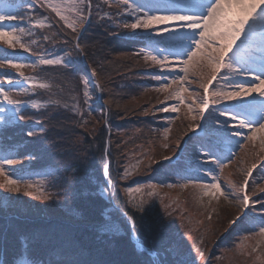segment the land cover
Segmentation results:
<instances>
[{
  "label": "rangeland",
  "instance_id": "374dc122",
  "mask_svg": "<svg viewBox=\"0 0 264 264\" xmlns=\"http://www.w3.org/2000/svg\"><path fill=\"white\" fill-rule=\"evenodd\" d=\"M74 2L79 4L78 9L73 10L72 5ZM170 2L187 4L189 0H128L127 4L119 3V0H0V12H14L18 16L16 20L6 21L4 27L12 28L15 25L22 27L24 34L21 35L19 30H17V35H20L21 42L30 49V51H25L19 44H16L14 48H9L7 45L0 43V59L7 57V60L13 63L35 64V70L32 67H25L22 70L24 77L29 78L28 80L21 77L15 69L8 67L7 64L5 67L0 68V81H2L0 89L8 91L13 99L20 102L23 115L27 113L38 114L45 111L48 113L50 108L51 115H54L52 112V108H55L54 97L49 95L48 98H45L44 95H41V91L52 90L49 84L50 81L45 77L51 67L58 70H66L70 67L67 66V62L71 61L72 64L73 61H76L75 52H80L81 61L88 73L83 75L82 72H78L83 93L77 104L75 101L72 106L75 108L76 115L83 120L82 116L86 113L89 117H91L90 114L93 116L96 111V99L98 103L102 104V87L96 79L97 75L100 77L101 73L112 67L106 60L103 61V55H99V59L95 60L92 69L85 60L86 58L80 47H77L86 29L90 27L92 21L94 22L93 17L96 15L98 17L97 21L103 27H110V31H118L123 33V35H127L123 37L117 36L119 40L140 42L148 46L149 41L145 38L146 33L142 29L133 31L124 27V25L134 23L137 14L143 16V11L139 13L133 11L137 6L143 5L148 8L153 4ZM48 3L61 5L63 14L68 18V23H71L76 28V31H73L72 27L68 26V23L61 20L47 6ZM81 16L83 17L82 23ZM37 24L43 26L37 27ZM167 35L171 39H176V37H172L171 33ZM145 50L146 48H143L140 52H135V57L138 60V64L134 65L138 69L135 73H141V77L149 76V78L154 80V85L150 90L140 93L142 98L131 100L130 106L132 109L139 110L146 101L144 97L152 95L156 98L155 101H150V103L156 105L155 108H157L160 118L164 116V121L161 128L158 126L154 127L152 135H155V137L159 135L160 140L159 142L156 141V145L148 146H145L143 142H138L136 147L131 148V151L123 156H117L116 160L121 158L123 168L119 173V178L123 182L127 183L131 179H137L133 184L126 185L125 194L128 203L133 206L141 198L146 201L144 214L152 221V226L155 228L154 236L158 235L162 238L164 249L161 251L150 250L135 234L133 240L146 249L156 264H161V260L168 257H170L173 264H202L205 258H209V254L205 253L208 248L210 249L208 243H212L223 232L229 233L238 223L247 218L246 216L236 220V217H241L242 185L248 176L247 173L254 170L249 183V195L252 199L249 213L252 216L258 215L257 221L251 226L253 230L250 234L239 236L238 240H234V245L228 247L227 251H222L221 254L215 256L216 262L212 264H261L264 261V237L258 234V228L261 224H264V200H262L264 191L261 190L264 189V175L261 174L264 170V134L257 133L252 140H245L243 144L239 145V151H237L238 142L250 134L247 128L240 129L241 135L232 137L230 145H222L221 151L213 149L216 155L220 157V160L227 163L223 171L219 172L217 165L210 160L205 161L203 156L200 157L199 161L196 159L200 155L202 147H209L205 141L206 136L210 139L218 140L219 133L216 131L218 125L209 120L206 126L207 130H204V137H195V140H203L204 146L198 147L195 155L190 151L188 152V156L191 157L195 165L192 168H187L184 171L185 175L177 176L174 181L166 183H155L146 180V177L154 171L152 167L157 162L161 161V163L168 165L178 163L181 159L175 162V158L179 155L182 158L187 153L188 143H184L185 139L191 136L189 142L193 140L192 136H195L202 127L205 128V124L201 125L202 121L199 118L192 120L185 105H180L177 112L170 110L171 107L179 104V101L171 97L170 93L173 89L181 87L179 81L177 83H171V81L177 75L183 76L184 74L179 72V66L174 61L172 68L165 67L162 69L160 65L154 64L151 60H146ZM40 58H62L66 63L42 65L36 63ZM113 58L117 59V56ZM141 68L148 69L142 70ZM226 71L227 69L223 70L220 75L223 76ZM253 71L259 72L261 69L254 65ZM93 72H95V75H93ZM156 76H163L167 79L157 80L155 79ZM205 76L206 70L198 68L194 63L190 66L187 78L183 81L182 87H186L189 90L183 93L185 104L193 107L192 115L198 114V107L192 102L196 100L197 104L199 103V98L202 97L203 93L200 83L205 79ZM9 78L13 81L12 84L7 82ZM233 78L242 81L246 86L252 83L250 78ZM85 80L88 81L87 88H85ZM219 81L220 78L218 77L216 85L221 83ZM33 82L46 83L49 87L32 88L31 84ZM166 83L171 84L169 90H161ZM216 85L213 88H216ZM85 91L89 93L88 97L84 96ZM253 95L255 96V94ZM43 98L44 100H41ZM0 103L6 109L5 112L0 113V121H6V123L0 124V134L8 129L17 127L24 128L22 130L25 131V136L30 130H35L36 133L44 130H40L37 122L25 125L23 124L24 121L14 118L12 106L3 102L2 97H0ZM33 104H39L40 107L33 108ZM165 106H168L169 111H163ZM212 107L223 108L224 104L212 105ZM144 112L148 114L149 109ZM197 124L201 125V129L193 131L192 129ZM20 146L22 147L23 144H18L16 148H20ZM229 148H231V152H229ZM231 153H235V155L233 156ZM6 155L17 156L13 151L4 150L0 146V158ZM17 157L20 159V163L6 164L4 166L6 176L12 179L25 177L28 182H34L36 187L25 190L22 186V190L19 193L9 192L0 188V207L5 213H10L9 211L16 208H21L23 212L27 207L34 209L46 207L51 202L56 201L57 198H54L53 193L48 190V185L56 177H61L59 171L61 169L52 168L44 173L27 174L23 172L24 170H20L23 167V162L27 159ZM165 157H171L172 159L165 160ZM109 161L110 159L106 157L107 168L110 166ZM25 168L27 169V167ZM207 170L219 172V181L228 199L204 195L201 188L193 187L191 183L188 187H183L188 178H191L196 183H210L211 177L205 174ZM3 182L4 177H0V183ZM149 185H156L157 187L152 189ZM166 185H171V187ZM109 186L111 187L112 185L109 183ZM129 188H140L141 191L133 192L129 196L126 192V189ZM37 189L39 190L37 191ZM41 192L49 196L50 199H36L35 197L40 195ZM149 193L152 194L149 195ZM107 195L105 193L106 197ZM258 196H261V198L258 199ZM261 203H263V206H259ZM233 220H236L235 224L232 223ZM113 231L119 232V229L114 228Z\"/></svg>",
  "mask_w": 264,
  "mask_h": 264
},
{
  "label": "trees",
  "instance_id": "16d2710c",
  "mask_svg": "<svg viewBox=\"0 0 264 264\" xmlns=\"http://www.w3.org/2000/svg\"><path fill=\"white\" fill-rule=\"evenodd\" d=\"M93 18L94 22L86 29L78 45L91 68L99 55H103V61L112 66L100 77L97 75L96 79L102 87V104L96 99L93 116L90 114L89 117L86 113L82 116L83 120L76 115L72 106L75 101L77 104L83 93L78 72L83 75L88 73L80 52H75L76 61L70 67L66 70L51 67L45 77L50 81L52 90L41 91V95L54 97V115H51V108L49 114L45 111L24 115L23 124L37 122L40 130H44L31 137L25 136L24 128L20 127L0 134V146L4 150L27 159L20 169L24 173L61 169V177H56L48 185L56 201L37 209L27 207L23 212L21 208H16L5 213L0 207V250H5V264H24L29 259L35 264H54L65 259H76L81 264H156L147 253L137 248L132 232L150 250L164 249L162 238L154 236L155 228L149 217L128 203L126 185L133 184L137 179L123 182L119 178L123 168L121 158L116 160L117 156H123L136 147L138 142L148 146L156 145V141L160 140L159 135H152L154 127L161 128L164 121L156 105L150 103L156 98L152 95L144 97L147 102L139 110L130 106L131 100L142 98L140 93L154 85V80L149 76L141 77V73H135L138 71L134 67L138 64L135 52H140L146 45L119 40L117 36L127 35L110 31V27H103L97 21L96 15ZM147 109L149 112L145 114ZM205 141L209 146L210 142L219 143L208 136ZM21 143L23 146L16 148ZM204 144L201 139L191 140L186 155L178 163L168 165L157 162L146 180L166 183L185 175L184 171L195 165L188 152L195 155L197 148ZM106 157L110 159L108 171L112 185L107 197L104 192L109 182V178L104 176ZM261 174L264 175V170ZM259 206H263V203ZM124 212L132 217L135 227L123 215ZM257 217V214L252 216L249 213L229 233L223 232L212 243L209 242L210 249L205 252L209 258H205L202 264L216 262L215 256L227 251L228 247L234 245V240L250 234ZM106 221L118 228L119 232L113 231L114 228L101 232L100 225ZM171 261L170 257L164 258L161 264H173Z\"/></svg>",
  "mask_w": 264,
  "mask_h": 264
},
{
  "label": "snow or ice",
  "instance_id": "6c2138e0",
  "mask_svg": "<svg viewBox=\"0 0 264 264\" xmlns=\"http://www.w3.org/2000/svg\"><path fill=\"white\" fill-rule=\"evenodd\" d=\"M119 3L127 4L128 0H119ZM11 6V5H9ZM48 7L65 23H68V18L62 12V6L55 3H48ZM73 10L79 8L78 3H73ZM134 12L139 13L143 11V16L137 14L136 21L131 24H125L124 27L130 28L133 31L142 29L146 33V39L149 41L145 50V59L151 60L154 64L160 65L161 68H172L173 61L178 64L179 72L183 76L177 75L171 83H179L181 87L173 89L170 93L179 104L171 107L172 112L179 111L180 105H185L188 108V114L192 120L203 121L207 130V123L211 120L218 125L216 131L219 133V143L210 142V146L201 149L200 155L196 157L197 161L203 156L205 161L210 160L217 165L219 172L227 166V163L220 160L213 149H221V146H228L232 142V137H239L241 135L240 129L247 128L249 135L245 136L243 140L238 142L236 148L239 151V145L243 144L245 140H252L257 133L264 134V0H189L187 4H180L177 2H170L164 4H153L151 7L145 8L139 5L133 9ZM79 15V13H77ZM18 19L14 12H0V43L7 45L9 48H14L19 44L25 51H30L20 40V35H17V30L22 35L24 29L19 25L12 28H5L6 21ZM83 17L81 16V23ZM37 27L43 25L37 24ZM73 31L76 28L71 23H68ZM171 33V39L167 34ZM79 47V45H77ZM36 63L42 65L51 64H65L62 58L49 59L40 58ZM202 70H206L205 79L200 83L203 89V96L199 98V103L193 100V104L198 107V114L192 115L193 107L185 104L183 93L188 92V88L182 87L183 81L187 78L190 66L193 64ZM11 67L24 77L22 71L25 67H32L35 70V64L27 65L23 62L13 63L7 60V57L0 59V68ZM71 65V61L67 62V66ZM261 69L259 72L253 71V66ZM227 69L221 76V72ZM95 75V72H93ZM220 78L221 83L213 88V83ZM233 77L250 78L252 83L245 85L240 80ZM25 80L29 78L24 77ZM157 80H166V77L156 76ZM12 84L13 81L9 78L7 81ZM2 83V81H0ZM19 83V82H17ZM88 81L85 80V88H87ZM32 88H48L46 83L31 84ZM171 84L166 83L161 90L168 91ZM255 94V96L253 95ZM89 93L84 92V96L88 97ZM0 97L7 105L12 106L14 118L23 121L25 119L21 105L18 100L12 98L8 91L0 89ZM251 98V99H250ZM236 102V103H232ZM224 104V107H212V105ZM33 108H39V104H33ZM6 109L0 103V113L5 112ZM163 111H169L168 106H165ZM205 113H208L206 116ZM224 118V119H221ZM6 121H0L4 124ZM201 129V125L197 124L193 131ZM36 135L35 130L27 132V136ZM191 139V138H189ZM231 152V148H229ZM233 156L235 153H231ZM165 160H171V157H165ZM181 157L177 156L178 162ZM20 163L17 156L6 155L0 158V177H4V182L0 183V188L9 192L19 193L22 186L25 190L34 189L35 183L28 182L25 177H18L12 179L6 176L4 166ZM255 167V165H253ZM219 172L211 170L206 171V175L211 177L210 183H196L191 178L186 179L183 187H188L191 183L193 187H199L203 190L204 195L219 196L228 199L225 196L224 190L219 181ZM248 176H251L249 171ZM127 175V174H126ZM104 176L109 178L108 168H104ZM109 183H111L109 178ZM171 187V185H166ZM247 186V181L244 183V188ZM150 188L155 189L156 185H149ZM39 189H37L38 191ZM243 190V189H242ZM264 191V189H261ZM109 188H105L104 192L108 193ZM140 188H129L126 192L129 196L133 192H140ZM152 193H149L151 195ZM36 199H50L41 192ZM146 201L141 198L133 206L137 211L144 212ZM250 197L245 193L241 197V215L244 210L249 207ZM123 215L129 220L133 227L135 222L132 217L124 212ZM240 217H236L239 220ZM236 220L232 223L235 224ZM114 228L109 222L100 225L99 230L106 232ZM258 234L264 237V224L258 228ZM2 264V262H0ZM24 264H35L29 259ZM54 264H81L76 259H65ZM264 264V261L261 262Z\"/></svg>",
  "mask_w": 264,
  "mask_h": 264
}]
</instances>
